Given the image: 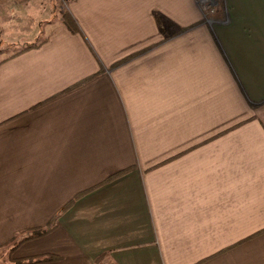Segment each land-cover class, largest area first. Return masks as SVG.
I'll return each instance as SVG.
<instances>
[{"label": "crops", "instance_id": "crops-1", "mask_svg": "<svg viewBox=\"0 0 264 264\" xmlns=\"http://www.w3.org/2000/svg\"><path fill=\"white\" fill-rule=\"evenodd\" d=\"M62 2L0 0V250L264 264V0Z\"/></svg>", "mask_w": 264, "mask_h": 264}, {"label": "trees", "instance_id": "trees-1", "mask_svg": "<svg viewBox=\"0 0 264 264\" xmlns=\"http://www.w3.org/2000/svg\"><path fill=\"white\" fill-rule=\"evenodd\" d=\"M61 14H62V19H63L65 24H67L69 26L73 23V19H72L71 15L68 13V11L65 10V8H63ZM45 40L46 39H42V40H37L33 43L23 44L20 47V49L17 50L16 52L12 53V55L10 57L18 55L24 51L29 50V49L37 48V47L41 46ZM55 219H57V218H55ZM55 219L47 227L35 229L30 234L24 235V236L20 237L19 239H17L15 242H13L12 245L10 246V249L8 252L9 259H8V263H6V264H37V263H41V262L59 259L60 256L52 255V254L25 256V257H21V258H13L11 256L13 251L19 245H21L23 242L30 240V239H33V238H36V237H39V236H42V235H45V234L49 233L52 229H54L56 226V220Z\"/></svg>", "mask_w": 264, "mask_h": 264}, {"label": "rangeland", "instance_id": "rangeland-1", "mask_svg": "<svg viewBox=\"0 0 264 264\" xmlns=\"http://www.w3.org/2000/svg\"><path fill=\"white\" fill-rule=\"evenodd\" d=\"M63 2H66L63 0ZM62 2V4H63ZM215 2L218 4V0H215ZM201 5V4H200ZM58 8V7H56ZM212 9H214L213 11H210L209 10H205L203 7L202 9L204 10V13H205V17H206V20H211V15L214 13L215 11V4L213 3V6L211 7ZM58 15V13H57ZM1 26H3V29H2V33H3V36L6 37L7 36V33H8V25H5L4 23H1ZM48 31V29H46V26L44 27V33L46 34ZM17 46H11V48L9 49V47H7V44H3L2 45V51H0V59L5 57L8 53H11L13 52L12 51V48H15ZM8 259H9V254L6 253L4 250H0V264H6L8 263Z\"/></svg>", "mask_w": 264, "mask_h": 264}, {"label": "built area", "instance_id": "built-area-1", "mask_svg": "<svg viewBox=\"0 0 264 264\" xmlns=\"http://www.w3.org/2000/svg\"><path fill=\"white\" fill-rule=\"evenodd\" d=\"M198 2L201 4V6L205 10H209V9H210V11H213L214 10L211 7L213 6V3L215 4V0H198ZM95 264H105V262L102 261V260H99Z\"/></svg>", "mask_w": 264, "mask_h": 264}, {"label": "water", "instance_id": "water-1", "mask_svg": "<svg viewBox=\"0 0 264 264\" xmlns=\"http://www.w3.org/2000/svg\"><path fill=\"white\" fill-rule=\"evenodd\" d=\"M64 1H68V0H64Z\"/></svg>", "mask_w": 264, "mask_h": 264}]
</instances>
